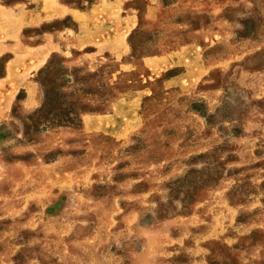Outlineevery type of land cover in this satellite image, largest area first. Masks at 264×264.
<instances>
[{"label":"rangeland","instance_id":"1","mask_svg":"<svg viewBox=\"0 0 264 264\" xmlns=\"http://www.w3.org/2000/svg\"><path fill=\"white\" fill-rule=\"evenodd\" d=\"M0 264H264V0H0Z\"/></svg>","mask_w":264,"mask_h":264}]
</instances>
